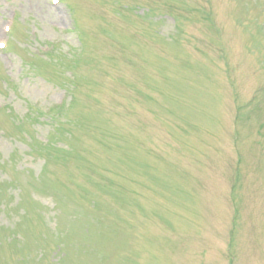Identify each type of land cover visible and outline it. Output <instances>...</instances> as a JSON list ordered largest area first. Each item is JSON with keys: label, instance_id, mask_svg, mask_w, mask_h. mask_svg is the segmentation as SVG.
I'll use <instances>...</instances> for the list:
<instances>
[{"label": "rangeland", "instance_id": "rangeland-1", "mask_svg": "<svg viewBox=\"0 0 264 264\" xmlns=\"http://www.w3.org/2000/svg\"><path fill=\"white\" fill-rule=\"evenodd\" d=\"M0 264H264V0H0Z\"/></svg>", "mask_w": 264, "mask_h": 264}]
</instances>
